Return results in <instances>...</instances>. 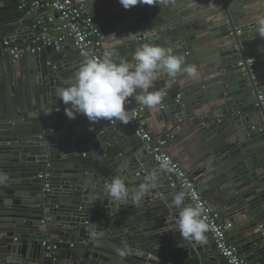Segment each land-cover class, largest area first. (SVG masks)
I'll list each match as a JSON object with an SVG mask.
<instances>
[{"label": "water", "instance_id": "obj_1", "mask_svg": "<svg viewBox=\"0 0 264 264\" xmlns=\"http://www.w3.org/2000/svg\"><path fill=\"white\" fill-rule=\"evenodd\" d=\"M147 2L130 17L129 24L137 26L131 34L137 36L134 44H159L163 39L171 43L180 34L177 31L183 35L191 29L179 30L173 23L165 31L158 16L165 6L156 7V0ZM20 29L33 37L27 22L13 27ZM234 30L229 24L213 34L223 59L221 72L212 81L218 85L190 89L179 102L177 94H168L160 110L166 121L177 115L173 124L192 123L205 137L197 176L211 174L210 183L220 178L218 186L226 193V222L233 226L228 234L236 235L232 244L249 261L264 263V50L257 52L264 41L244 42L231 35ZM247 55L256 68L255 78L248 65L239 64ZM77 59L61 55L49 62L35 55L30 60L23 78L31 92L27 87L13 104L27 115L26 127L14 126L7 137H0V174L8 177L0 184V264H227L208 232L202 245L182 240L176 230L179 210L171 206L173 195L181 190L171 187L165 172H157V187L139 205L106 199L104 186L115 176H126L137 187L156 169L151 161H140L146 152L126 154L120 165L112 164L115 171L110 164L94 167L76 161L79 151L91 146L107 149L111 157L113 146L129 137L128 131L134 134L119 121L90 123L82 114L74 119L66 115L70 105L56 92L74 77L81 65ZM217 103L216 108L197 113L198 106ZM42 171L50 174L47 190L46 180L39 177ZM184 203L189 204L187 196ZM115 220L132 223L126 230L131 233L128 243L114 240L124 233L123 228L112 230ZM84 241L81 248H74ZM124 249L131 251L121 257Z\"/></svg>", "mask_w": 264, "mask_h": 264}, {"label": "crops", "instance_id": "obj_2", "mask_svg": "<svg viewBox=\"0 0 264 264\" xmlns=\"http://www.w3.org/2000/svg\"><path fill=\"white\" fill-rule=\"evenodd\" d=\"M19 1L0 0V42L5 39H10L19 45H28L32 42L34 37L21 34V29L19 32L13 30L16 23L22 26L23 22H27L30 24L31 32L33 34L37 32V29L34 27L35 18L33 12L30 9L21 11L19 9ZM74 1L82 4L85 11L92 17L102 32L105 51L114 53L113 59L117 62L123 59L130 64H134V50L141 45L133 43L132 39L137 36L131 34L137 26H131L129 21L133 13L144 3H139L130 9H125L119 0ZM160 5L165 6L158 14L159 17L163 18L161 20L162 29L166 31L167 27L173 23L179 25V30L185 26H191V29L186 30L183 35L180 31H177L180 34L171 43H176L179 40V44L172 45L169 43L170 39H168V42L163 39L159 45L172 48L174 54L185 57L186 64L197 67V75L195 77H188L181 73L178 74L175 81L169 82L167 76H161L150 91H161L163 95L162 102L168 94L184 93L190 89L195 92L198 89H195L196 87L204 84L206 89L218 85V82L214 83L212 81L220 74L223 59L213 35L215 31L218 32L225 28L226 25L229 26L231 24L232 27L242 29L245 32V35L240 36L242 41L259 43L264 41V37H261L259 34L257 25V21L264 18V0H168L167 4H155L156 7ZM221 24H224V26H220ZM153 29L157 30L156 28ZM180 38H183V40ZM187 49L189 51L188 55L185 54ZM261 50H264V43L257 49V52H261ZM248 51L251 50L248 49ZM61 55L71 59L79 58L77 61L83 62V59L70 41H67L60 51H56L54 47L50 46L46 47L39 54V56L46 57L49 62L55 61ZM33 57L30 54H26L21 59L15 61L6 52L0 56V137H7L9 134L8 130L14 126L26 127L24 122L27 115L20 112L19 108L15 110L13 104L18 102V99L21 100V96L27 92V87L31 92V86L25 85L23 77L25 71H28L30 60ZM177 90H179L178 93ZM192 98L195 99L196 94ZM219 105L217 103L210 106H198L200 108L197 113H206L211 107L216 108ZM141 108L144 112L143 120L145 127L151 134L154 136H162L167 133L173 135L169 145L165 147V152L170 153L177 159L190 174L197 176V162L200 154H202L201 148L205 142V137L197 131L196 126L192 123L173 124L177 115L168 116V121H166L162 116L160 105L151 110L143 106ZM14 121L18 123L14 124ZM128 133L130 134L129 137L121 142L120 145L113 146L111 157L108 155L107 149H94L91 146L90 149L79 151L76 161L82 160L83 163H94V167L105 163L110 164L111 167L112 164L120 165V162L123 160L122 158L126 154L135 155L139 152L138 155H140L142 152H145L142 142L136 134L129 131ZM26 138L25 136L24 139ZM117 159H120V161H117ZM140 161L148 163L152 162V159L146 153H143L140 155ZM113 171L115 170L113 169ZM156 171L159 172L158 169ZM121 177L124 178L126 185L130 189L136 187L135 184L133 185L132 182L127 180L126 176ZM211 178V174L195 177L197 181H201L199 188L211 207L221 213L224 221H228L226 218L228 209L225 206L226 193L218 186L220 178L210 183ZM29 186H32V184ZM91 220L92 217H90ZM114 224L112 230L119 231L123 228L124 232L116 235L114 240L118 243H128L131 233L126 232V230L132 223H122L115 220ZM235 236V234L229 235L231 243L236 241L234 239ZM86 243V241L82 244L76 243L74 248H81ZM112 264L117 263L113 262Z\"/></svg>", "mask_w": 264, "mask_h": 264}, {"label": "clouds", "instance_id": "obj_3", "mask_svg": "<svg viewBox=\"0 0 264 264\" xmlns=\"http://www.w3.org/2000/svg\"><path fill=\"white\" fill-rule=\"evenodd\" d=\"M125 9H130L145 0H119ZM168 0H156L157 4H167ZM146 4H152L148 0ZM258 31L264 37V18L257 21ZM114 53L105 51L103 57L85 59L74 77L67 86L57 89L56 96L65 105L66 115L74 119L77 114L84 115L90 123L101 120L119 121L128 124L129 110L126 107L129 98L134 97L136 102L151 110L161 105L163 95L161 91H150L161 76H167L169 82L175 81L178 74L188 77L197 75V67L185 63L183 55H176L173 49L163 47L157 43L145 42L134 50L133 61L130 64L121 59H113ZM159 172L170 173L174 165L168 156L157 157ZM8 177L0 174V184ZM158 185L157 171H152L144 177V181L137 187L130 189L124 178L115 176L104 186L106 199L127 205L129 201L136 206L151 193ZM186 194L178 191L173 195L171 206L179 210L176 220L182 240L202 245L206 242V233L209 224L206 222L207 208L202 203L185 204ZM96 225H94V228ZM97 239L96 233L92 234ZM131 249L120 250L119 255L124 257Z\"/></svg>", "mask_w": 264, "mask_h": 264}, {"label": "built area", "instance_id": "obj_4", "mask_svg": "<svg viewBox=\"0 0 264 264\" xmlns=\"http://www.w3.org/2000/svg\"><path fill=\"white\" fill-rule=\"evenodd\" d=\"M19 9L25 11L30 9L34 14V27L37 32L33 34V40L28 45H19L10 39L0 42V56L5 52L17 61L24 55H39L46 47H54L60 51L63 45L70 41L83 61L92 57H103L105 52L102 40V32L85 11L81 3L74 0H20ZM244 31L236 29L231 35L242 36ZM188 55V49L185 51ZM241 66L248 65L250 72L254 74L255 66L250 62L247 55L245 59L239 62ZM183 96L182 92L176 95L179 102ZM262 99L263 97L260 96ZM126 107L129 110L128 125L136 136L141 140L142 147L148 156L151 157L152 163L156 170L159 161L157 157L168 156L172 161L173 171L167 174V180L172 188L180 189L186 193L189 204L202 203L207 208L206 222L209 224V235L228 264H264L254 263L243 256L240 248L232 244L229 239L228 229L233 227L232 223L223 220L219 211L214 210L207 199L203 196L197 180L193 178L190 172L182 166L170 153L165 152L173 135L167 133L162 136L151 134L144 124L143 109L134 100L129 98ZM39 177L46 180L45 189H49L50 174L46 171L40 173ZM44 242L43 245H46Z\"/></svg>", "mask_w": 264, "mask_h": 264}]
</instances>
